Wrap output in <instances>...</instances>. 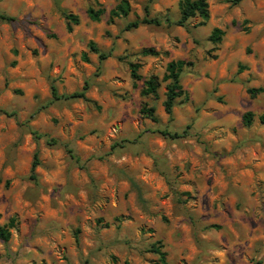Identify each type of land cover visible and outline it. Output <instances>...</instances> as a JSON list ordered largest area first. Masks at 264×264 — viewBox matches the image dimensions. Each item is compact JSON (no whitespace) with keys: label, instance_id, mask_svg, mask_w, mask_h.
I'll return each instance as SVG.
<instances>
[{"label":"rangeland","instance_id":"rangeland-1","mask_svg":"<svg viewBox=\"0 0 264 264\" xmlns=\"http://www.w3.org/2000/svg\"><path fill=\"white\" fill-rule=\"evenodd\" d=\"M117 1L0 0V225L14 219L0 264H264V0H205L206 24L184 27L180 0H127L108 24ZM144 16L159 25L124 30ZM170 60L191 66L167 116L165 83L141 97L126 63L160 80Z\"/></svg>","mask_w":264,"mask_h":264},{"label":"trees","instance_id":"trees-1","mask_svg":"<svg viewBox=\"0 0 264 264\" xmlns=\"http://www.w3.org/2000/svg\"><path fill=\"white\" fill-rule=\"evenodd\" d=\"M149 0L148 2H150ZM224 3L229 4L230 6L237 5L241 0H223ZM145 7V12H146ZM177 10L179 17L175 22V25L178 27H184L186 22L194 17L199 19L197 26H204L208 21L209 14H208V6L205 0H180L177 3ZM130 6L127 0H119L117 3L108 11L107 13V23L110 24L114 19L118 18H126L130 14ZM104 10L101 8L93 9L91 7L87 8L85 14L87 18L91 22H98L100 17L103 15ZM63 18L65 20V31L70 33L72 30V26H76L78 24V19L75 15L72 14H63ZM12 19L3 15H0V21L10 22ZM159 25V21L156 19H147L144 16L140 20H135L133 22L128 23L125 26V31L134 29L138 25ZM224 32L218 28H213L208 37L207 41L212 44H217L222 40ZM88 49L97 54L98 60H104L106 55L103 53H99L96 48L94 47L93 43L89 42L87 44ZM139 55L146 57V56H157V52L151 48H142L139 51ZM81 60L83 62H87V58L85 54H82ZM127 70L129 73L130 78L135 81H141V87L139 90V95L141 97H156L157 89L159 88L160 83H165V92H164V100L162 102V109L163 112L169 116L171 114V110L175 104V101L182 97L185 92L183 91L180 83H179V76L183 68L191 66L190 63L184 62L183 60H170L166 63L164 68V73L161 76V79L158 80L155 76H149L148 78L142 79L141 76L138 74L139 64L127 62ZM84 90V89H83ZM262 91L261 88L257 89H247L246 93L249 95L250 98H253L255 94H258ZM50 95L52 99H58L57 95L55 94L54 88L50 86ZM60 98L63 99H72V98H81L84 99L83 92H75L70 95H64ZM85 100V99H84ZM140 114L145 118L149 119L152 122L156 121L154 117V109L152 107H141ZM252 115L250 113H244L241 117V123L243 126H249L251 123ZM31 134L35 135L34 132ZM162 136H168L172 139L178 138L177 134L169 135L165 131L160 132ZM51 144L54 143L53 140H49ZM37 165L36 162V154L33 155V160L30 166V173L33 172L34 167ZM14 227V219H9L6 225H0V242L7 243L10 238L9 230ZM216 228V227H213ZM150 252L158 256V259L161 263H163L164 254L160 251L159 242L153 243L150 247Z\"/></svg>","mask_w":264,"mask_h":264},{"label":"crops","instance_id":"crops-1","mask_svg":"<svg viewBox=\"0 0 264 264\" xmlns=\"http://www.w3.org/2000/svg\"><path fill=\"white\" fill-rule=\"evenodd\" d=\"M87 17V16H86Z\"/></svg>","mask_w":264,"mask_h":264}]
</instances>
